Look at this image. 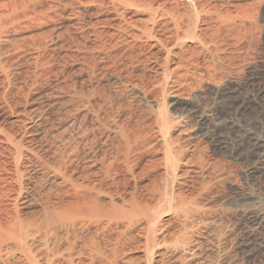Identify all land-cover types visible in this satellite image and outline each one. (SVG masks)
I'll use <instances>...</instances> for the list:
<instances>
[{
	"label": "rangeland",
	"instance_id": "obj_1",
	"mask_svg": "<svg viewBox=\"0 0 264 264\" xmlns=\"http://www.w3.org/2000/svg\"><path fill=\"white\" fill-rule=\"evenodd\" d=\"M42 1L40 15L0 37L7 81L24 93L20 107L0 98L1 118L61 99L53 124L75 120L82 162L107 155L111 136L128 134L137 146L128 189L147 197L163 178L162 194L174 204L159 214L171 233L164 243L145 245V223L100 231L114 252L90 264H264V163L247 155L241 138L247 130L264 140V0H196L232 17L200 14L195 33L181 40L162 25L153 41L129 37L126 23L140 16L123 14L118 0ZM150 1L182 10L174 0Z\"/></svg>",
	"mask_w": 264,
	"mask_h": 264
},
{
	"label": "bare ground",
	"instance_id": "obj_2",
	"mask_svg": "<svg viewBox=\"0 0 264 264\" xmlns=\"http://www.w3.org/2000/svg\"><path fill=\"white\" fill-rule=\"evenodd\" d=\"M164 2L117 1L123 14L140 16L137 21L126 23L131 39L153 41L159 26L170 25L181 40L195 33L200 14L215 12L220 17H232L227 9L221 12L214 6H196V0H174L181 5V11L165 7ZM45 6L42 0H0V37L8 27L17 24L20 28L23 20L40 15ZM1 46L0 42V54ZM2 67L5 65L0 56V98L15 108L24 93L20 85L7 81L6 69ZM258 98L251 97V101ZM60 100L54 98L43 108L28 112L22 107L19 116L10 121L0 116V264H90L95 257L114 252L112 244H102L100 231L129 229L141 223L147 225V233L151 234V239H146L147 247L164 243L171 233L164 228L159 214L173 212L174 204L172 198L167 200L162 194L163 178H158L160 181L147 197L139 198L135 190L128 189L130 183L125 175L133 176L137 167L136 142L128 134L111 136L107 155L82 162L79 146L83 140H74L71 133L75 120L66 119V127L53 124L54 115L64 109ZM241 138L247 155L260 161V165L264 163V140L247 130ZM99 140L105 143L107 136ZM221 141L217 145L225 146V141ZM174 165L169 163L171 173ZM159 204L165 206L163 211ZM157 226L158 238L154 235ZM74 247L77 252H73Z\"/></svg>",
	"mask_w": 264,
	"mask_h": 264
}]
</instances>
